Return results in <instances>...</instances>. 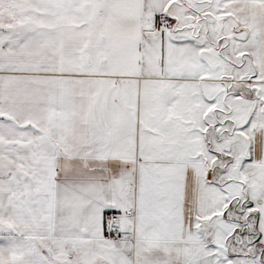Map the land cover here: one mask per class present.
Returning a JSON list of instances; mask_svg holds the SVG:
<instances>
[{
	"label": "snow or ice",
	"instance_id": "snow-or-ice-1",
	"mask_svg": "<svg viewBox=\"0 0 264 264\" xmlns=\"http://www.w3.org/2000/svg\"><path fill=\"white\" fill-rule=\"evenodd\" d=\"M0 264H264V0H0Z\"/></svg>",
	"mask_w": 264,
	"mask_h": 264
}]
</instances>
